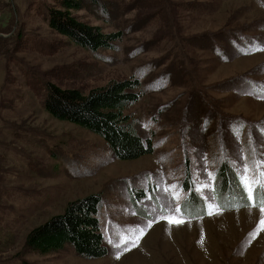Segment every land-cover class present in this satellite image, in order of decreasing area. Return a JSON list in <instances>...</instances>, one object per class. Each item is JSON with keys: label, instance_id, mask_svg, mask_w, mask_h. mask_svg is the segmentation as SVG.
Wrapping results in <instances>:
<instances>
[{"label": "rangeland", "instance_id": "374dc122", "mask_svg": "<svg viewBox=\"0 0 264 264\" xmlns=\"http://www.w3.org/2000/svg\"><path fill=\"white\" fill-rule=\"evenodd\" d=\"M56 1L0 0V264H21L27 233L89 194L101 197L105 256L66 244L23 259L264 264V0H108L104 15L74 12L122 30L96 52L48 26ZM125 78L139 81L126 112L152 153L116 159L102 137L44 109L51 84L86 93ZM223 158L234 193L219 187Z\"/></svg>", "mask_w": 264, "mask_h": 264}, {"label": "trees", "instance_id": "16d2710c", "mask_svg": "<svg viewBox=\"0 0 264 264\" xmlns=\"http://www.w3.org/2000/svg\"><path fill=\"white\" fill-rule=\"evenodd\" d=\"M111 5L108 0H57L55 7L47 9V23L52 30L66 36L69 42L87 51L113 49L123 37L121 29L104 32L101 26L81 21L74 15V12L83 8L104 15ZM138 85V79L111 80L104 86L93 87L84 93L51 84L47 89L44 109L55 119L75 123L102 137L116 159H136L153 152L150 138H143L137 132L131 114L126 112L141 96L136 90ZM240 123L238 121L231 128ZM230 162V158L217 161L221 192H235L236 183L229 168ZM186 172H189L188 166ZM100 202L98 194L68 202L62 213L53 215L27 233L22 249L16 255L17 259L21 264H31L23 259L28 253L57 252L66 244L82 258L105 256L107 248L98 218Z\"/></svg>", "mask_w": 264, "mask_h": 264}, {"label": "snow or ice", "instance_id": "6c2138e0", "mask_svg": "<svg viewBox=\"0 0 264 264\" xmlns=\"http://www.w3.org/2000/svg\"><path fill=\"white\" fill-rule=\"evenodd\" d=\"M250 191V193H251V190H249ZM251 198V197H250ZM261 211H264V208H261ZM211 214V213H210ZM169 222H171V223H183V221L182 220H178V219H175V218H169ZM262 223H264V221H262ZM143 233H141V235H142Z\"/></svg>", "mask_w": 264, "mask_h": 264}]
</instances>
